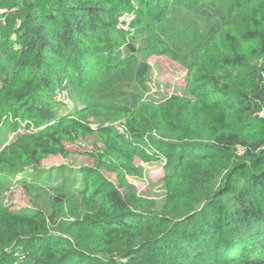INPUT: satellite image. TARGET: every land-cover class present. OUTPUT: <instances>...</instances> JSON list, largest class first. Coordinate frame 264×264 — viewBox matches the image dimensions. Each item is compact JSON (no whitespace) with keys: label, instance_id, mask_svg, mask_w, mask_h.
I'll return each instance as SVG.
<instances>
[{"label":"trees","instance_id":"1","mask_svg":"<svg viewBox=\"0 0 264 264\" xmlns=\"http://www.w3.org/2000/svg\"><path fill=\"white\" fill-rule=\"evenodd\" d=\"M152 57L184 68L180 94L150 97ZM65 86L79 113H59ZM262 114L264 0H0V122L27 130L0 176L30 190L66 144L104 146L56 171L46 210L0 206V264H264ZM136 158L165 162L163 206L127 180Z\"/></svg>","mask_w":264,"mask_h":264},{"label":"rangeland","instance_id":"2","mask_svg":"<svg viewBox=\"0 0 264 264\" xmlns=\"http://www.w3.org/2000/svg\"><path fill=\"white\" fill-rule=\"evenodd\" d=\"M208 26H210V23H208ZM149 63L152 67L148 82L150 97L156 101H160L173 93H181L177 91V89H184L186 85V74L182 72L184 71V68L168 58L152 57L150 58ZM53 96L55 97L56 102H58V107L60 106L59 113L61 115L73 112L77 106L82 105L76 101L66 86L60 90L58 89ZM81 109H84L83 105L74 113H79ZM89 121L90 127L96 132L102 127L110 125L109 122H106V119H101L96 116L90 118ZM12 122H16V119L7 116L1 120L0 144H7L14 140L15 136L27 132L25 127L26 124L23 121L22 126L16 131V128H13V130L8 127ZM111 125L116 127L117 131L121 134L125 135V120L117 119V121L113 122ZM66 147L69 150L67 156H51L43 161L42 169L47 170V178L41 179L38 177L35 187L30 190H26L23 187L24 185L22 186L19 182L22 184L24 182H33L35 175L31 171L26 172L15 179H12L10 176H0V180H2L1 183H3V188L1 187L2 189L0 190V206L8 207L12 211H19L21 209L35 210L36 207L46 210L49 207V198H55V194L48 189L47 185L49 182L56 184L54 181L56 171L58 170L59 174L66 170L63 169L65 167L72 171H78L80 168L93 166L104 148L103 143L99 140L96 141L94 136L81 137L75 143L66 144ZM147 152L150 153V156H154L157 159L158 154L151 147L147 149ZM134 165L137 169V172L135 173L136 176L128 175L127 180L136 186L137 190L140 191V194L153 199L158 207L163 206L165 193L162 179L164 177L163 168L165 162H144V160L136 158L134 160ZM106 174L110 179L112 178L115 180V176L111 175L110 172L107 171ZM23 179L24 181H22ZM70 181L71 180H69L68 183H70Z\"/></svg>","mask_w":264,"mask_h":264},{"label":"built area","instance_id":"3","mask_svg":"<svg viewBox=\"0 0 264 264\" xmlns=\"http://www.w3.org/2000/svg\"><path fill=\"white\" fill-rule=\"evenodd\" d=\"M261 116L264 117V114H262Z\"/></svg>","mask_w":264,"mask_h":264}]
</instances>
